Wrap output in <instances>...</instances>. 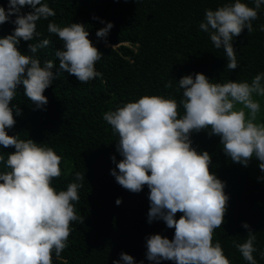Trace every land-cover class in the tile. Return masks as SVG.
Returning a JSON list of instances; mask_svg holds the SVG:
<instances>
[{"label":"clouds","instance_id":"obj_1","mask_svg":"<svg viewBox=\"0 0 264 264\" xmlns=\"http://www.w3.org/2000/svg\"><path fill=\"white\" fill-rule=\"evenodd\" d=\"M254 4L250 7L244 0H235L216 10L208 9L199 24L215 48H223L228 70L238 67L234 38L245 28L248 33L253 31L252 22L264 0H254ZM25 6L32 11L22 13ZM55 15L42 0H9L7 10L0 6V25L12 16L16 25L11 34L0 37V146L15 148L6 160L0 155V163L7 169L0 171V264H53V254L59 258L68 246L71 223L84 222L73 202L79 201L85 174L76 172L67 189L57 191L52 181L61 175L62 157L52 147L8 132L15 126V115L22 114L19 105L12 104L21 86L26 98L43 108L48 103L45 90L60 72L75 76L81 83L102 75L95 65L103 53L90 40L83 23L63 27L54 21L48 23L47 31L63 41V48L55 53L58 67L52 60L42 63L35 55L50 44L49 39L30 43L31 54L20 50L21 40L33 41L40 36L38 21ZM113 26V22H106L97 37L106 40ZM165 87L171 88V81ZM181 89L180 100L143 95L104 113L103 119L119 136L116 150L122 156L119 162L115 155L111 157L115 167L110 174L133 193L147 185L148 222L163 220L175 230L171 239L160 233L147 237L146 258L153 264H231L221 242L213 239L228 210L226 182L210 170L209 151L192 146L191 135L209 130V136L220 138L224 153L234 163L248 166L255 157L264 172V122L258 121L261 104L254 99V95L264 97V72L250 83L216 82L202 72L189 74L179 79L177 90ZM121 202L119 198L116 201L117 205ZM177 213H181L178 219ZM242 226L249 229L247 238L243 243L234 242L235 247L249 264H257L253 255L256 234L247 222ZM114 264L137 262L122 252Z\"/></svg>","mask_w":264,"mask_h":264},{"label":"trees","instance_id":"obj_2","mask_svg":"<svg viewBox=\"0 0 264 264\" xmlns=\"http://www.w3.org/2000/svg\"><path fill=\"white\" fill-rule=\"evenodd\" d=\"M235 0H42L56 15L37 22L40 36L33 41L21 40L18 47L26 54L30 43L49 39L50 44L35 54L43 63L52 60L58 67L55 55L63 48V41L47 31L49 22L61 27L72 22L83 23L89 38L103 53L96 62V70L102 75L81 83L73 75L60 72L44 95L48 103L37 108L17 90L12 104L19 105L22 114L15 115V126L9 135L19 134L21 139H33L52 147L62 157L61 175L52 181L57 190H66L74 181L75 173H84L83 187L78 190L79 201H74L76 214L84 222L73 221L68 246L59 258L53 254V264H114L122 252L132 255L137 264H153L146 258L147 237L160 233L170 239L174 228H168L163 220L148 222L150 201L145 185L139 193L120 186L110 174L122 156L116 150L118 134L103 119L105 112L115 110L143 95L174 96L182 98L178 81L185 75L204 73L210 80L248 81L264 72V5L258 10V18L252 22L253 31L245 28L233 40L238 67L226 69L227 57L216 49L208 33L199 24L206 10L234 3ZM255 7L254 0H244ZM9 0H0L7 10ZM32 11L25 6L21 12ZM96 17L97 19H94ZM15 16L0 25V37L11 34L16 25ZM101 20L113 22L107 39L98 38V29L105 26ZM55 71V70H54ZM171 81L172 87L165 85ZM263 104H264V97ZM181 115L183 108H180ZM209 130L193 132V147L207 150L212 156L210 170L226 182L229 195L228 210L223 225L215 230L214 242L220 241L231 264H249L235 243H243L249 229L256 234L253 253L257 264H264V182L256 181L246 166L234 163L228 157L216 135ZM14 147L0 146L5 160ZM0 163V171H6ZM121 203L117 205V199ZM181 213H177V219ZM160 264H175L161 261Z\"/></svg>","mask_w":264,"mask_h":264},{"label":"rangeland","instance_id":"obj_3","mask_svg":"<svg viewBox=\"0 0 264 264\" xmlns=\"http://www.w3.org/2000/svg\"><path fill=\"white\" fill-rule=\"evenodd\" d=\"M254 99L258 100L261 104V112L258 115V121L259 122H264V104H263V98L262 97H258L254 95ZM237 107H240V105H237ZM259 161L258 159H256L255 157L252 158V160L250 161L249 165L246 166L247 169L250 172V175L259 182H264V172H262L259 169Z\"/></svg>","mask_w":264,"mask_h":264}]
</instances>
